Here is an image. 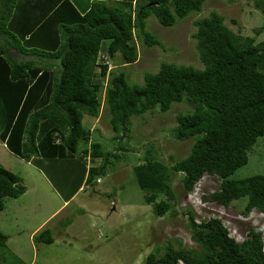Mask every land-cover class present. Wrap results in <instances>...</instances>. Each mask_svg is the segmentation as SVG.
Instances as JSON below:
<instances>
[{
  "label": "trees",
  "instance_id": "1",
  "mask_svg": "<svg viewBox=\"0 0 264 264\" xmlns=\"http://www.w3.org/2000/svg\"><path fill=\"white\" fill-rule=\"evenodd\" d=\"M204 1L89 0L76 8L70 0H0L1 144L25 161H45L49 152L47 157L63 162L53 164L50 174L70 190L69 199L100 183L110 161L120 158L119 147L104 152L82 124L84 116L99 118L101 93L116 142L131 139L132 118L154 110L166 113L173 104L187 102L193 110L176 116L171 134L178 141L195 139L188 155L171 158L170 166L146 157L133 168L139 188L147 193L144 203L154 204L162 217L177 201L171 175H181L185 193L209 175L220 180L210 195L216 205L228 208L243 201L242 216L254 210L264 214V176L230 179L247 163L257 139L264 138V42L236 34L223 16L212 12L194 21L202 68L163 62L138 85L121 70L108 71L100 58L104 52L112 61L119 55L122 65L136 63L135 40L161 45L146 30L149 17L170 28L199 13ZM247 1L264 14V0ZM11 51L32 59L18 62ZM80 144L85 147L75 158ZM43 163L36 165L41 169ZM25 191L19 177L0 166V217L5 199H17ZM157 196L165 200L155 203ZM187 218L196 246L168 243L161 257L151 252L144 264H264L261 231L251 228L237 242L217 218L198 221L193 210ZM51 235V229H44L34 241L51 245ZM6 243L0 230V248Z\"/></svg>",
  "mask_w": 264,
  "mask_h": 264
},
{
  "label": "rangeland",
  "instance_id": "2",
  "mask_svg": "<svg viewBox=\"0 0 264 264\" xmlns=\"http://www.w3.org/2000/svg\"><path fill=\"white\" fill-rule=\"evenodd\" d=\"M70 1L76 8H81L89 0ZM212 12L223 16L225 25L236 34L253 37L255 44L264 42V14L256 9L253 2L205 0L199 13L192 12L170 28L161 26L155 18L149 17L146 30L161 45L147 46L143 38L135 40L137 62L122 65L121 57L117 55L111 62L110 72L118 73L121 70L130 82L141 85L143 75L156 73L163 62L202 68L193 39L196 32L194 21L208 17ZM258 29L262 31L255 34L254 31ZM11 55L18 62L32 59L23 58L14 51H11ZM108 80L107 76L105 85ZM103 97L104 93H101L99 118L84 116L82 124L86 129H91V141L100 143L104 152L111 154L114 148L119 147L120 158L110 161L106 167L107 174L100 183L86 187V191L77 194L67 207V204L63 206L61 196L66 190L50 174L53 164L63 162L54 161L52 157H47L49 152H45V161L34 162H44L41 171L29 166L26 161L15 164L12 160L17 157L0 141V166L17 175L21 185L28 189V194L17 199H5V214L0 217V230L6 235L7 243L5 248H0V264H22L15 256L31 261L32 255L35 257L33 264H144L151 252L157 251V258L161 257L168 243L176 246L179 240L184 247L196 246L190 239L187 226L188 210L195 212L198 221L219 219L230 237L237 242L244 241L248 231L255 228L262 232L264 243L263 214L254 210L247 217L242 216L243 201H235L228 208L212 202L210 195L220 184L216 177L204 175L192 192L185 193L181 175H171L170 183L177 201L162 217L155 214L154 204L144 203L147 193L139 188L133 168L143 163L146 157L170 166L171 158L179 161L188 155L195 139L178 141L171 132L177 125L176 116L193 110L190 104H173L166 113L154 110L132 118L128 144L126 137L118 142L112 140L113 132L106 123L108 113L103 107ZM84 147L83 144L79 145L75 158ZM60 173L57 172L58 175ZM40 175L49 181L48 188ZM254 175L264 176V138L257 139L248 153L247 163L238 168L230 179L241 180ZM163 200L164 196H157L155 203ZM56 209H59L56 217L45 223V229L52 230L51 245L42 246L36 242L38 249L33 251L30 244L21 245L24 247L16 244L17 239L27 241L25 238L31 229Z\"/></svg>",
  "mask_w": 264,
  "mask_h": 264
},
{
  "label": "crops",
  "instance_id": "3",
  "mask_svg": "<svg viewBox=\"0 0 264 264\" xmlns=\"http://www.w3.org/2000/svg\"><path fill=\"white\" fill-rule=\"evenodd\" d=\"M13 161V163H15V164H18V163H22L23 161H25V160H22V159H20V158H15V159H13L12 160ZM26 163L29 165V166H33L34 168H36V169H38V170H40L41 171V169H40V167L39 166H37L33 161H26ZM34 164V165H33ZM38 168H37V167ZM46 176V175H45ZM47 177V176H46ZM40 178L42 179V180H45V183H46V187L48 188V182L49 181H47L46 180V178L44 177V176H42V175H40ZM48 178V177H47ZM49 179V178H48ZM50 180V179H49ZM26 188V187H25ZM66 191L68 190V188L66 189V188H64ZM69 189H71V188H69ZM70 190H68V192H69ZM80 191H83L82 189H80V190H78L77 191V193L75 194V195H73L71 198H69L68 199V197H67V195H66V193L67 192H65L64 194L65 195H61L63 198H62V201H64L63 202V206L64 205H66L65 207H67L68 206V204L70 203V202H72V201H74L75 199H76V196H77V194H79L80 193ZM58 193V192H57ZM26 194H28V189H26V191H25V193L23 194V195H26ZM22 195V196H23ZM59 212V209H56V210H53V212H51L50 213V215H47V217H46V219L43 221V222H39L38 223V225H36L33 229H31V232H30V234H27L26 235V240L27 241H24V240H16V244L18 245V246H21V245H23V244H30V246L32 247V250L33 251H36L38 248H36L37 246L35 245V243L37 242H35L34 241V238H35V236H37L38 234H40V232H42L44 229H45V223L46 222H48L49 220H52V219H54L55 217H56V215H57V213ZM5 214V212L3 213V215ZM25 230V229H24ZM28 230V229H27ZM37 243H41V245L42 246H45V245H47V244H44V243H42V242H37ZM32 245H34V246H32ZM21 247H24V246H21ZM15 258L16 259H19L20 261H21V263L22 264H33V262H34V260H35V257H34V255H32V259H31V261H30V259L29 258H24V260H22V259H20V258H18V257H16L15 256Z\"/></svg>",
  "mask_w": 264,
  "mask_h": 264
},
{
  "label": "clouds",
  "instance_id": "4",
  "mask_svg": "<svg viewBox=\"0 0 264 264\" xmlns=\"http://www.w3.org/2000/svg\"><path fill=\"white\" fill-rule=\"evenodd\" d=\"M100 58H101V60L103 61V63H105L106 65H107V67H108V71H110L111 70V67H112V65H111V62H113L107 55H106V53H104V52H102L101 54H100ZM100 181V180H99ZM260 213V212H259ZM262 214V213H261ZM264 215V214H263ZM180 264V263H179ZM182 264V263H181Z\"/></svg>",
  "mask_w": 264,
  "mask_h": 264
}]
</instances>
